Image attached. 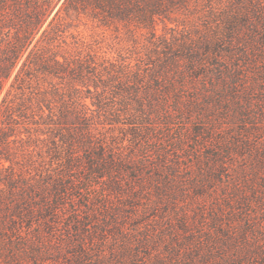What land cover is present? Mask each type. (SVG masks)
Returning a JSON list of instances; mask_svg holds the SVG:
<instances>
[{
  "label": "rangeland",
  "instance_id": "374dc122",
  "mask_svg": "<svg viewBox=\"0 0 264 264\" xmlns=\"http://www.w3.org/2000/svg\"><path fill=\"white\" fill-rule=\"evenodd\" d=\"M258 2L263 4L261 10ZM40 4L43 9L38 11ZM164 5V12L146 24L138 16L110 18L92 3L0 0V53L7 43L16 42L15 37H22L27 47L0 90V105L6 96L15 110L10 123L19 162L15 168L32 173L53 171L57 168L53 156L56 144L66 147L63 140L69 132L78 133L87 127L90 133L85 134V146L102 142L128 152L138 162L142 157L147 159L139 178L132 170L134 163L126 164L121 176L124 192L117 198L110 197L118 211V222H125L123 229L133 236L134 245L140 242L132 264H175L178 254L190 264V257L203 251L213 253V264H264V253L257 254L264 249V78L256 77L249 63V77L239 78L242 87L239 97L234 98L230 81L218 93L222 96H217L211 88H202L201 81L208 82V76L192 75L187 84L190 88L180 94L182 103L177 110H173L177 97L172 92L163 98L153 90L154 77H165L159 68L165 61V47L177 46L181 54L183 45L201 35L219 36L227 20L240 25L241 36L224 39L233 43L234 50L245 45L249 59L255 57L264 67V46H252L263 31L264 20L255 14L264 11V0H164ZM31 49L29 60L38 55L50 61L66 57L75 76L61 80L31 68L20 88L17 83L10 87ZM179 61L181 65L186 62L183 54ZM107 70L118 76L122 85L129 83L132 87L122 88L117 77L107 80L103 91L99 84L102 105L97 108L90 97L85 98L91 108L87 111L89 126L81 125L70 112L61 129L45 122L49 111L38 102L42 95L38 86L47 89L44 94L57 116L63 101L69 107L83 108L80 98L95 95L91 84V92L86 91L87 79L100 73L105 77ZM78 77L84 78L83 83ZM54 87L60 95L50 94ZM190 91L198 93L195 103L188 102ZM38 103L43 106V114L37 109ZM19 106L27 107L24 115L17 114ZM165 120L170 123L165 124ZM152 123L160 129L150 139ZM138 128L141 136L136 142ZM5 153L0 146V157ZM105 186L100 181L87 183L82 198L89 207L78 202L76 214L69 202L65 204L67 209L56 225L60 233L50 234L43 225V244L38 242L35 252L39 264H69L79 252L80 241H87L93 229L100 233L104 226L109 230V241L103 253L109 254L117 234L110 215L98 208L104 200ZM181 220L188 223L185 228ZM101 241L100 233L94 237L93 251ZM108 260L106 257L104 263L109 264Z\"/></svg>",
  "mask_w": 264,
  "mask_h": 264
},
{
  "label": "trees",
  "instance_id": "16d2710c",
  "mask_svg": "<svg viewBox=\"0 0 264 264\" xmlns=\"http://www.w3.org/2000/svg\"><path fill=\"white\" fill-rule=\"evenodd\" d=\"M68 1L79 4L92 3L96 8L106 12L107 16L117 20L132 19L138 16L141 20L140 22H146V24L153 23L155 21V15L162 14L165 6L164 0ZM167 1L171 2L172 0ZM42 5L37 6L38 11L43 9ZM258 7V10H261L263 4L259 3ZM263 12L261 11V13L255 14L261 15L258 17L260 21L264 20ZM37 16H39V13L38 15L35 14V18ZM222 29L220 34H217L219 36L212 38L208 35H201L195 41H190L188 44L183 45V52L181 54L177 46L165 47V61L159 65L161 73L165 77H154L155 87L153 90L154 94L158 93L162 97H168L169 93L172 92L177 97L173 110H177L179 104L182 103L180 94L185 88H190L187 84L189 82L188 79L192 78V75L194 77L199 74L205 77L208 76V82L205 79L201 81L202 88H204V91L211 88L213 90L212 94L217 96H222V94L218 95V93H222L224 85L230 81L229 89L234 98L239 97L238 93L242 87L239 78L249 77V74L247 75L250 71L247 68L249 63V65L255 68L256 77L264 78L263 65L259 64L258 62L260 61L252 54L251 57H254L253 60L249 59V52H247L245 45H238L241 48L234 50L233 43L224 39L231 36H241L239 34L241 32L240 25L234 20H227ZM262 29L263 31L259 32V41L253 42L252 46L254 49L258 48V46H264V26ZM26 32L27 30L24 31V33ZM23 37L26 38V34ZM15 38L16 42L7 43L5 49H2L0 53V90L2 89L4 81L10 76L13 68L16 66L23 50L27 48L25 41H22V37ZM228 40L231 39L229 38ZM32 51L31 49L28 52L26 59L23 60L18 71L15 73L10 87H14L17 83V87L20 88L26 77L30 74L31 68L42 71V73L48 74L49 77H56L61 80L67 79L68 75L73 76L72 68L69 67V61L66 57H64L63 61H60L58 58H52L50 61L38 55L35 56L36 59L29 60ZM261 53H264L263 50H261ZM182 54L186 58V62L183 65L179 61ZM172 69L173 71H171ZM110 72L107 70L105 77H102V73L94 75V77H87L89 83L87 84L86 91L91 92L89 87L91 84L94 88L95 95H84L80 98L79 105L83 106V108H78V106L69 107L63 101L59 107L57 116L53 113L51 101L48 102L44 94L47 93V89L42 90L38 86L40 93H42L41 97L38 98V102H43L49 111L47 116H45V122L48 120L46 122L47 124H53L61 129L67 121L66 113L70 112L76 120L81 121L79 122L81 125H87V111L91 108L85 103V98L90 97L92 105L99 108L103 102L102 92L98 91L99 84H101L103 91L107 84L105 82L116 79L117 77V83H121L122 88L130 89L132 87L129 83L122 85L123 82L121 79ZM175 75L177 76L175 77ZM78 78L83 83L84 78ZM137 78L138 75L136 74L134 79L136 80ZM198 79L200 81V78ZM243 84L246 83L243 82ZM147 87L150 86L147 85ZM56 88H51L50 94L60 95ZM188 94L189 103H195L197 99L199 100L198 93L190 91ZM25 108L17 107V114L24 115L25 112L23 110ZM37 109H39L40 114L44 113L43 106L39 103ZM14 112L15 110L13 109L11 101H7L6 96L3 97L0 105V113H3V118H0V146L5 149L6 153L0 157V264H39L35 252L40 244H43L44 235L41 230L44 227L43 225L48 228L47 231L50 234L60 233L56 225L59 222V217L67 209V205L65 204L68 202L71 204L70 206L74 214L77 212L76 207L78 202H81L82 205L88 208L89 203L83 201L82 191L86 188L87 183H94L96 181L97 183L99 181L100 183L103 182L106 185L104 188L101 187L104 191V200L98 204V208H101L110 215L112 221L111 227L115 229L117 234L116 237H113L115 246L109 247V254L107 256L104 255L103 248L105 247V243L109 241L107 240L109 230L104 226L99 229L103 241L97 246L98 249L93 251L95 245L94 237L100 234H96V229H93L87 235V241H80L78 247L79 252L72 258L69 264H105L104 260L106 257H109V264H132L133 259L138 256L136 248L140 246V242L138 241L139 244L136 245L132 243L133 236L127 231H124L123 227L125 222H118L116 215L118 211L116 212V206H113V201L110 200V197L113 195L117 198L124 192L123 185L121 184V176L125 171L126 164L134 163L132 170L136 173L135 176L137 178L141 175V168L148 164L147 159L142 157L138 162L128 152L119 150V148L109 147L102 142L91 144L90 142L92 140H90V144L85 146L84 137L85 134L90 133V129L84 126L86 127L84 131L80 130L78 133L73 131L69 132L66 138H64L65 140H63L64 143L66 142V147L63 148L62 145L59 146L56 144L55 150L59 153L54 152L53 156H56L57 168L53 169V171L32 173L31 170L23 169V167L16 169L15 165H18L19 162L17 152L13 145L15 139L11 137L13 128L10 124L15 119ZM53 115L56 117L54 118ZM164 123L169 124L170 121L165 120ZM150 127L151 129H148L150 130V135L152 136L153 133V136L150 137L151 139L157 136L160 128L155 123ZM148 130L147 133L149 132ZM139 136H141V133L138 128V133L134 135V141L139 142ZM61 151H63V155H61ZM5 162L8 163L6 164ZM163 181L166 183L164 185H167L169 178L167 177ZM129 196L128 194L127 199ZM75 197L78 199H75ZM118 207L120 206L118 205ZM92 213L95 212L92 211ZM86 216L88 217L89 214L87 213ZM180 224L182 228L188 225L185 220H181ZM38 242L41 243L38 244ZM201 246L203 245L201 244ZM262 249H257L258 255L264 253ZM211 254L213 253L210 251H203L196 257L191 256L189 260L190 264H200V262H202L201 264H213L210 259ZM149 256L148 253L147 257L149 258ZM163 264H166V262ZM175 264H185V261L181 258V254L176 255Z\"/></svg>",
  "mask_w": 264,
  "mask_h": 264
}]
</instances>
